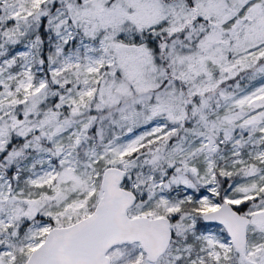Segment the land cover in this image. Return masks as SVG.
I'll return each mask as SVG.
<instances>
[{
  "label": "snow or ice",
  "instance_id": "snow-or-ice-1",
  "mask_svg": "<svg viewBox=\"0 0 264 264\" xmlns=\"http://www.w3.org/2000/svg\"><path fill=\"white\" fill-rule=\"evenodd\" d=\"M0 264H264V0H0Z\"/></svg>",
  "mask_w": 264,
  "mask_h": 264
}]
</instances>
